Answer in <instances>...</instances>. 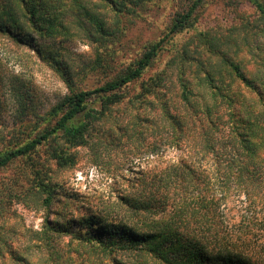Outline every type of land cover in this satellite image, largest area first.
<instances>
[{
    "label": "trees",
    "instance_id": "obj_1",
    "mask_svg": "<svg viewBox=\"0 0 264 264\" xmlns=\"http://www.w3.org/2000/svg\"><path fill=\"white\" fill-rule=\"evenodd\" d=\"M96 1L115 16L116 29L112 32L101 22L91 21L94 33L89 38L98 44L91 69L105 70L108 54L99 51L118 32L119 17L149 0ZM248 1L264 23V0ZM204 2L188 0L183 11L172 17L163 37L145 44L130 64L98 88L75 90L70 72L58 67L69 94L44 115H35V122L25 125L18 135L2 139L0 170L21 159L30 161L31 155L45 147L59 168L72 167V150L91 143L98 133L97 125L126 98L124 90L143 78L174 36L192 26ZM45 21L36 0H0V45L15 53L27 48L45 59L37 36L48 38L54 33L51 27H44ZM197 39L207 58L197 61L190 56L188 43L171 61L179 62L181 109L171 112L166 102L160 103L164 126L171 130L167 142L180 156L141 173L135 193L117 198L118 205L133 216L143 215L146 223L142 229L109 224L88 209L73 220H45L33 248L24 250L31 253L35 249L31 254L38 255L36 264H69L56 251L59 244L54 239L63 236H69L75 247L99 250L109 257L108 264H125L117 259L123 254L141 259L143 264H264V72L257 69L249 76L207 33H198ZM50 62L58 63L53 57ZM1 70L2 63L0 84L5 79ZM162 76L159 73L141 83V93L132 102L150 105L146 96L156 95L164 82ZM15 82L16 75L7 78L11 93L29 97L24 85L18 82V87ZM155 150L154 146L148 154L154 155ZM30 165L34 167L33 162ZM42 174L40 169L34 171L30 190L44 196L42 205L49 209L55 187ZM231 202L239 206L238 214L229 208ZM67 203L82 209L76 200L68 198L63 204L66 212ZM31 254L13 255L12 259L17 264H32Z\"/></svg>",
    "mask_w": 264,
    "mask_h": 264
},
{
    "label": "rangeland",
    "instance_id": "obj_2",
    "mask_svg": "<svg viewBox=\"0 0 264 264\" xmlns=\"http://www.w3.org/2000/svg\"><path fill=\"white\" fill-rule=\"evenodd\" d=\"M187 1L149 0L123 13L119 17L118 32L99 51L108 54L105 70H93L91 66L98 55V44H93L89 38L90 33H94L91 21L101 22L112 32L116 29L114 14L96 0H36L46 20L44 27H51L54 33L48 38L37 36L41 50L46 53L45 59H40L27 48L15 53L0 45L1 73L6 79L0 84V142L13 134L18 135L25 125L35 122V115H44L69 94L58 67L70 72L75 90L100 87L130 64L145 44L163 37L172 17L183 11ZM200 32L207 33L217 48L239 61L247 75L257 69L264 72V23L251 3L248 0H205L197 10L192 26L174 36L143 78L124 90L126 98L97 125L98 133L90 140L91 143L72 150L75 156L72 167L59 168L50 160L45 147L31 155L30 161L21 159L0 170V264H17L12 259L13 255L35 253V249L31 253L24 250L33 248L35 235L45 220H73L86 209L97 212L109 224H126L142 229L146 223L143 215L133 216L118 205L117 198L135 193L134 185L141 173L155 165L165 166L180 156L179 151L167 142L171 130L164 126L160 103L166 102L171 112L181 109H178L181 107L178 103L179 62L173 64L171 61L175 52L188 43L190 56L197 61L207 58L198 47L197 35ZM51 57L58 63H51ZM159 73L163 74L164 82L156 89L155 96H146L150 105L133 103L135 96L141 93V83ZM12 74L29 91V97L11 93L7 78ZM18 82L15 84L19 87ZM154 146V155H149ZM31 162L34 167H31ZM37 169L42 170V177L55 187L50 210L42 205L44 196L39 197L30 190ZM68 198L76 200L82 209L78 211L67 203L66 212L63 204ZM234 203L228 206L238 214L240 208ZM54 240L59 244L56 251L63 254L69 264H108L109 257L99 250L75 247L76 243L69 236ZM77 252L80 255L77 256ZM117 259L125 264H143V260L125 254L117 256ZM37 260L38 255L31 254L32 264Z\"/></svg>",
    "mask_w": 264,
    "mask_h": 264
}]
</instances>
